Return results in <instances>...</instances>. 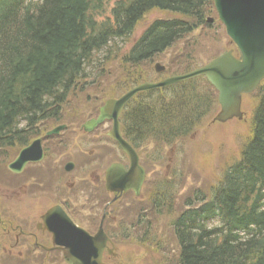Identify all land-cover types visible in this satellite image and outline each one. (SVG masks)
Segmentation results:
<instances>
[{
  "label": "trees",
  "instance_id": "1",
  "mask_svg": "<svg viewBox=\"0 0 264 264\" xmlns=\"http://www.w3.org/2000/svg\"><path fill=\"white\" fill-rule=\"evenodd\" d=\"M108 1L0 0V151L25 144L38 124L59 122L77 82L93 63L111 58L113 45L128 39L145 13L157 9L178 17L151 22L120 57L124 63L151 62L204 25L213 11V0H118L111 18L97 21ZM203 83L138 94L121 116L126 139L141 148L187 137L216 103ZM253 94L257 101L240 157L209 195L196 191L203 202L187 199L175 214L169 228L176 257L167 264H264V80ZM156 194L172 211L175 196ZM158 251L162 258L172 256L167 244Z\"/></svg>",
  "mask_w": 264,
  "mask_h": 264
},
{
  "label": "rangeland",
  "instance_id": "2",
  "mask_svg": "<svg viewBox=\"0 0 264 264\" xmlns=\"http://www.w3.org/2000/svg\"><path fill=\"white\" fill-rule=\"evenodd\" d=\"M116 1L118 0L106 2L103 17L96 20L111 18L110 10ZM208 16L212 18V22L198 27L159 55L155 61L163 65L165 70L156 73L154 61L130 65L120 59L154 19L177 17L168 11L151 10L136 24L130 38L113 45V53L108 61L100 59L98 63H93L87 71V78L77 82L76 89L67 96L61 108L59 122L54 121L40 127L39 131L43 132L56 124L67 125L60 134L45 140L46 153L41 162L29 164L20 176H16L6 166L14 159L20 147L17 145L0 151V217L12 223H17V220L29 222V225L35 223L44 200L36 188L37 184L28 177L33 175L49 185L59 175L58 171L50 170L51 162L55 160L63 166L65 162L72 160L76 164L74 169L69 173H62L63 177L58 180V184L62 187L61 190L66 191L71 183L76 182L78 187L80 178V191L75 195L74 205L77 208V220L84 225L85 219L91 216L88 210L95 204L93 195L103 194L104 170L110 162L124 159L117 146L103 136L105 129L84 135L79 130L80 124L94 116L97 107L105 99L120 96L128 87L138 83L137 80L146 78L157 81L169 74H182L204 65L226 50H233L214 10ZM100 70L103 72L99 73ZM156 94L153 99H157ZM256 101V94L245 97L242 120L232 119L224 124L208 125L216 112L213 111L187 137L170 146L160 147L154 142L145 144L141 158L146 169V179L140 197L126 195L114 206L117 211L116 228L113 230L117 238V256L105 257L106 262L167 264L173 256L176 257L169 224L175 214L185 207V200L200 203L203 197L196 191L209 195L221 180L225 168L238 160L247 142ZM23 126V123L20 124V128ZM156 192H167L175 196L172 211L165 204L159 203ZM28 214L31 217H26ZM98 218L99 216L96 220ZM5 239L7 237L0 238V264H64L61 260L51 258L36 262L4 257L1 255L4 253L2 247L9 249L13 242V238L8 237L10 244ZM161 244L172 248L171 257H161L158 251Z\"/></svg>",
  "mask_w": 264,
  "mask_h": 264
},
{
  "label": "water",
  "instance_id": "3",
  "mask_svg": "<svg viewBox=\"0 0 264 264\" xmlns=\"http://www.w3.org/2000/svg\"><path fill=\"white\" fill-rule=\"evenodd\" d=\"M213 7L219 22L223 25L226 36L235 46L238 55L227 51L218 55L206 65L185 74L171 76L159 82H143L117 99H108L98 109V115L87 121L83 126L92 129L105 119L112 120L109 135L118 143L129 159L127 170L118 163H113L106 170L107 188L118 184L124 189H131L135 195L140 192L144 180V170L138 164L135 150L122 138L119 129V115L135 94L170 86L172 84L204 76L217 90L220 111L213 121L224 122L232 117L240 119L241 95L252 92L264 79V0H213ZM207 21H212L208 18ZM161 68H157L159 70ZM63 126L57 127L53 132ZM39 141L23 148L17 158L9 165L13 172H19L32 153L42 158ZM37 149V150H36ZM38 152V154H37ZM50 212L48 215H50ZM64 215V213H62ZM63 228H48L53 232L54 245L63 251V259L67 264H104L101 262L105 236L98 232L94 237L88 236L83 230L76 228L64 215ZM111 253V250H109Z\"/></svg>",
  "mask_w": 264,
  "mask_h": 264
},
{
  "label": "flooded vegetation",
  "instance_id": "4",
  "mask_svg": "<svg viewBox=\"0 0 264 264\" xmlns=\"http://www.w3.org/2000/svg\"><path fill=\"white\" fill-rule=\"evenodd\" d=\"M111 122L109 123V127H106V124L99 125L92 129H85V127L79 126V130L84 135L93 134L97 130H103L105 129L104 135L106 139H108L111 143H113L117 148L119 149L121 155L123 156L124 161H115L116 163H119L122 165L125 169H127L129 161L127 156L121 151L120 147L117 145V143L111 138L109 135V132L111 130ZM47 132V131H46ZM45 133V132H44ZM121 134L123 139L127 140L124 136L121 128ZM42 137V150L45 157L46 153V147L44 146L46 138L44 134L38 136ZM49 137V136H48ZM38 154V152H37ZM32 158L36 159V151L32 153ZM138 156H140L138 154ZM43 157V159H44ZM29 159V160H33ZM41 162V161H40ZM72 162V163H71ZM39 163V162H35ZM113 163L110 162L109 165ZM140 163V159H139ZM29 164H34L28 162L26 166ZM75 162L72 160H68L64 163L63 166H61L58 162L52 161L50 164V170L58 171L59 175L57 179L53 180L51 184H46L41 180H38L35 176L30 175L28 179L34 181L37 184V189H39V193L41 194V199L44 200L43 206L39 210L40 214L38 216V220L35 223H31L29 225V222L19 221L17 220V223L11 222L10 220L2 219L0 217V238H4L7 236V241H9L8 237L13 238V242L10 245V248L7 249L6 246L2 247V250L9 255L12 259H18V260H46V259H62V253L61 250L58 248L57 245H54L53 236L52 233L48 231V228H63L64 218L62 217V213H64L74 224L77 226L89 230L90 234H94L98 229H102L105 235L108 237L107 245H112L115 243V238L113 230L116 228V216L117 211L115 210V204L119 200L122 199V197H125L126 195L132 194L134 195V192L131 189H124L119 184L118 186L115 184H112L111 191L108 192L105 188V185L107 184V180L105 178V170L103 172L102 180H103V189L101 192L103 194L99 195H93L95 197V204L88 210L89 214L91 215L89 218L85 219L84 225L79 223L77 220V208L74 205V198L75 195L78 194L80 191V178H79V185L76 186V182L71 183L70 186L66 187V191L61 190L62 187L59 186L58 180L60 181L62 176V173L71 172L75 167ZM108 165V166H109ZM107 166V167H108ZM24 167V168H25ZM43 167V166H42ZM70 169V170H68ZM99 181V178L97 179V182ZM106 195V196H105ZM108 198H110L108 200ZM104 202V204H102ZM102 204V205H100ZM100 211V213L98 212ZM50 212H52L50 215H48ZM99 213V214H98ZM64 216V215H63ZM99 216L98 220H96V217ZM26 217H31L30 214L26 215ZM20 223V224H19ZM13 235V236H12ZM10 244V241H9Z\"/></svg>",
  "mask_w": 264,
  "mask_h": 264
}]
</instances>
